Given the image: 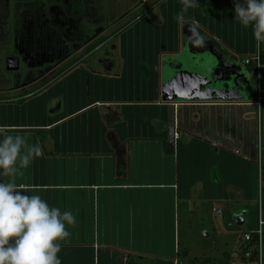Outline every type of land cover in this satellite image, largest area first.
Masks as SVG:
<instances>
[{"label": "crops", "instance_id": "1", "mask_svg": "<svg viewBox=\"0 0 264 264\" xmlns=\"http://www.w3.org/2000/svg\"><path fill=\"white\" fill-rule=\"evenodd\" d=\"M199 4L179 22L181 0L146 8L168 35L162 43H175L154 63L124 65L127 51L99 49L46 81L0 85V135L18 132L43 149L16 182L75 217L61 264H264V225L261 252L243 234L254 239L264 224L263 65L245 64L264 56V41L234 22L233 0ZM211 51L246 69L255 85L244 99L212 91L217 76L205 85L174 78L204 73ZM173 80L178 90L165 95Z\"/></svg>", "mask_w": 264, "mask_h": 264}, {"label": "flooded vegetation", "instance_id": "2", "mask_svg": "<svg viewBox=\"0 0 264 264\" xmlns=\"http://www.w3.org/2000/svg\"><path fill=\"white\" fill-rule=\"evenodd\" d=\"M89 1L91 5V0H1L6 9L0 8V48L6 51L5 62L10 60L9 67L17 70H7L5 63L4 70L11 78L0 81V85L14 89L46 81L54 69L80 54L92 55L99 50L107 41L103 37H107L108 27ZM101 38L105 41L99 44ZM220 61L216 70L220 80L212 91L229 98L234 88L239 89V97L241 89L245 94L254 90L244 67L226 66Z\"/></svg>", "mask_w": 264, "mask_h": 264}, {"label": "clouds", "instance_id": "3", "mask_svg": "<svg viewBox=\"0 0 264 264\" xmlns=\"http://www.w3.org/2000/svg\"><path fill=\"white\" fill-rule=\"evenodd\" d=\"M233 2L234 22L264 41V0ZM199 5V0H181L175 19L179 22ZM188 30L194 44L203 42L192 26ZM42 155L38 141L28 143L18 132L0 135V264H61V242L70 236L68 227L75 224L74 215L50 206L39 194H26L24 186L16 182Z\"/></svg>", "mask_w": 264, "mask_h": 264}, {"label": "rangeland", "instance_id": "4", "mask_svg": "<svg viewBox=\"0 0 264 264\" xmlns=\"http://www.w3.org/2000/svg\"><path fill=\"white\" fill-rule=\"evenodd\" d=\"M156 2H158V0H91L90 5L89 1V6L93 7V5H95V7L98 9V14H102L103 21L108 27L105 33L107 37H103L108 40V43L106 41L107 44L105 43L104 45L100 46L101 51L99 52V54L103 55L104 52H112L113 50H116L118 52L127 51V53H129L127 57H121L119 59L122 64L132 65L131 63H133L134 65H142L144 62L148 61L150 63H154L153 57L156 53L162 50L161 45L165 46L164 49L166 52L169 51L171 53L173 50H175V43L173 39L169 38V41H165L164 43H162L163 38L168 35L165 33L164 29L156 26V24L154 23L153 14L146 12V8L154 6ZM0 6V8L6 9V5L2 4ZM12 7L13 3H11V11ZM9 32L12 33L13 30L10 29ZM6 57L7 56L5 49L0 48V81L11 78L10 73L4 70ZM87 61L89 65H97V59L95 58V56L94 58H89V60ZM217 62L218 61L214 58V56L206 55L203 63L205 69L201 67L202 69H200V72L205 73L210 64H217ZM191 71H193V69ZM153 78L155 79V77ZM172 82L175 81L173 80L169 83V86H171V88L169 87V89H167L166 86V90L168 91H165L167 92L165 93V95H168L169 90H174V85L172 84ZM165 85L167 84H164V86ZM260 157H263L264 160V149L262 151V156ZM256 204L257 203H255V205ZM250 207H252V205H250ZM250 210L251 215L249 219L251 221H249L254 222L256 225L258 215L256 211L253 214V210H256V207L253 210L250 208ZM184 240L185 238L182 237L181 234V246ZM192 251L194 253L196 252V256H200L199 247H196ZM186 252V250H183L181 248L180 257L184 256Z\"/></svg>", "mask_w": 264, "mask_h": 264}, {"label": "water", "instance_id": "5", "mask_svg": "<svg viewBox=\"0 0 264 264\" xmlns=\"http://www.w3.org/2000/svg\"><path fill=\"white\" fill-rule=\"evenodd\" d=\"M210 53L218 61L217 64H215V63L210 64L209 68L206 70V73H201L198 75H190L191 73H189L187 71V69L184 71H181L179 74H177V76L174 77V78L178 79V83H182L184 85H188L190 83H193V85L194 84L196 85V84H199L201 82L202 85H205L206 81H209L211 76L216 77V70L221 67V62L217 58L216 54L213 51H211ZM6 63H7V70H9V71L17 70V69H13V68L9 67L10 63H12L10 60H8ZM15 67H17L16 62H15ZM211 82H212V80L209 81V84H211ZM248 83H250L249 80H248ZM248 86L251 87V85H248ZM178 88L179 87L176 84H174V93H176V90H178ZM240 91L243 93L241 95V97L238 96L239 89H237V90H236V88L232 89V94L230 95L229 98L231 100H242V99H244L246 97V94L244 91H242V89ZM237 223H238V225L241 226V225H243L244 221L242 218H240L237 220Z\"/></svg>", "mask_w": 264, "mask_h": 264}, {"label": "built area", "instance_id": "6", "mask_svg": "<svg viewBox=\"0 0 264 264\" xmlns=\"http://www.w3.org/2000/svg\"><path fill=\"white\" fill-rule=\"evenodd\" d=\"M252 63H254L255 65H257L258 68L261 67V65H260V58L259 57H256L254 59H249V60H246L245 61V64L246 65H250ZM261 101H262V98H259V104H260ZM220 213H221L220 211L217 212V214H220ZM263 225H264L263 222L262 221H259V227H260V229H259L258 232L255 233V235H258V247H259L260 252L262 251V243H263V241H262V231H261V228H262ZM243 234H244V239L246 241H251L252 240V236H253L252 234H246V233H243Z\"/></svg>", "mask_w": 264, "mask_h": 264}, {"label": "trees", "instance_id": "7", "mask_svg": "<svg viewBox=\"0 0 264 264\" xmlns=\"http://www.w3.org/2000/svg\"><path fill=\"white\" fill-rule=\"evenodd\" d=\"M104 41H105V39L100 40L99 44H101ZM260 62H261V65H263L262 68L260 69V72H261V87H262V90H264V56L263 55H261V57H260ZM254 67H255L254 70L257 71L255 65H254ZM260 105H261V110H264V99H262V101L260 102ZM251 242L253 244V247L256 248V251L257 250L259 251L258 235H256L254 239L252 238Z\"/></svg>", "mask_w": 264, "mask_h": 264}]
</instances>
